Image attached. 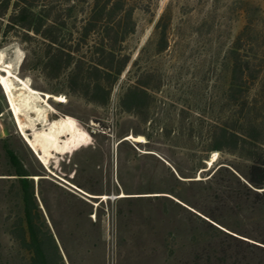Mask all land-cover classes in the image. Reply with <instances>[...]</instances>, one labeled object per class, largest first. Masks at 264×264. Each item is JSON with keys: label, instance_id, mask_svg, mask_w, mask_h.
<instances>
[{"label": "trees", "instance_id": "16d2710c", "mask_svg": "<svg viewBox=\"0 0 264 264\" xmlns=\"http://www.w3.org/2000/svg\"><path fill=\"white\" fill-rule=\"evenodd\" d=\"M153 7L151 0H0V48L6 43L19 46L23 60L18 74L34 90L62 95L68 107L76 99L105 109L122 74L128 67L131 74L138 63L137 57L132 59L135 46L130 43L137 33L135 13H151ZM160 21L161 17L155 24L157 54L168 45L165 29H159ZM244 74L234 58L225 93L231 108L223 118L195 117L185 127L188 139L196 141L203 154L191 161L193 165L186 172L172 161L158 159L159 151L150 146L154 137L164 135V129L153 125L151 118L160 78L142 72L127 80L118 97L120 112L140 117L148 125L146 132L132 131L133 136L145 139V143L134 145L136 149L149 151L142 156L155 157L168 166L172 187L148 189L145 194L156 195L146 198L162 204L160 218L170 216L168 209L173 207L195 224H182L189 240L184 249L186 264H264V90L250 93L251 88L245 85L250 75ZM152 79L157 82L155 87L150 85ZM6 112L0 90V118ZM64 114L81 122L74 113ZM88 122L97 123L91 118ZM126 136L122 135L116 146L118 187L112 184V189L92 191L76 182L79 165L74 162L82 147L90 144L88 133L80 132L75 138L79 150L69 159V182L74 189H66L44 171H30L0 129V231L4 230L0 233V264H88L94 253L85 246L93 242V232L102 231L103 219L98 214L104 209L101 196L123 192L120 151L127 144L123 140ZM27 140L46 162L39 142L35 138L33 142ZM71 147L72 142L69 151ZM94 151L100 152L96 148ZM211 153L218 157L206 170ZM135 154L141 157L140 152ZM225 156L240 163L227 161ZM112 177L113 172L109 183ZM129 199L119 197L117 202ZM108 213L114 221L120 216L112 209Z\"/></svg>", "mask_w": 264, "mask_h": 264}, {"label": "rangeland", "instance_id": "374dc122", "mask_svg": "<svg viewBox=\"0 0 264 264\" xmlns=\"http://www.w3.org/2000/svg\"><path fill=\"white\" fill-rule=\"evenodd\" d=\"M151 1L154 4L151 13H135L137 33L130 43L135 46L132 59L137 57L138 63L131 69L133 71L130 70L131 74L127 73L129 67L122 74L107 108H95L76 99H72L71 107H68L64 96L58 101L51 98L47 101L49 107L39 103L49 113L46 123L44 111L39 114L34 109H25L23 101L27 92L22 90L19 82L11 80L15 103L21 111V129L32 142L34 138L39 142L47 161H40L25 142L8 106L0 118V129L8 135L11 147L30 171L37 174L44 171L59 186L72 188L69 159L79 150L74 141L83 132L88 133L91 141L74 159L79 165L76 182L92 191L112 189V184L118 187L114 168L117 140L124 134L132 135V131L144 132L148 125L143 124L140 117L120 112L117 101L127 80L142 72H150L161 81V88L154 95L156 104L152 107L151 118L153 125L164 129V135L154 137L150 146L159 151L161 156L155 155L158 159L172 161L184 172L191 169L192 160L203 155L200 145L188 139L185 127L189 121L195 117L206 120L212 115L223 118V113L231 108L232 103L226 101L225 93L230 85L234 58L244 69V75H250L251 79L248 78L245 84L251 88L250 93L264 90V0ZM160 17L159 29H165L168 45L157 54L155 24ZM241 33V39L235 45ZM22 60L23 52L18 45L6 43L1 46L0 68L9 65L11 73L19 79H22L18 74ZM153 79L150 85L155 87L157 82ZM22 80L29 83L27 79ZM37 84L41 85V82L37 81ZM34 104L29 102V107ZM65 112L78 115L81 122ZM90 118L97 123L88 122ZM59 121V129L54 135L53 124ZM166 133L171 134L167 136ZM126 143L120 151L123 187L120 194L130 199L117 202L120 196L115 194L107 196L108 202L101 198L104 209L98 214L103 219L102 231L93 232V242L85 246L94 253L88 264H186L184 249L189 240L182 224L189 223L192 227L195 224L173 207L168 209L170 216L160 218L158 213L163 211L162 204L146 198L156 194H145L148 189L172 187L166 170L168 166L166 163L163 166L155 157L142 156L150 154L145 153L149 151L136 149L132 142ZM135 152H140L141 157L137 158ZM214 154L208 156L206 170L216 161L218 156ZM223 159L240 163L229 156ZM44 191L50 195L46 186ZM111 209L120 215L115 221L108 213Z\"/></svg>", "mask_w": 264, "mask_h": 264}, {"label": "bare ground", "instance_id": "6f19581e", "mask_svg": "<svg viewBox=\"0 0 264 264\" xmlns=\"http://www.w3.org/2000/svg\"><path fill=\"white\" fill-rule=\"evenodd\" d=\"M9 65L3 68H0V88L1 91L3 92V95L5 97V100L7 101V106L9 107V111L11 112L12 118L14 120V123L17 126V129L19 130V132L21 133L22 137L24 138L25 142L29 145V147L33 150V152L36 154V156L38 157V159L40 160L41 158L38 156V154L36 153V151L32 148V146L29 144L26 134L23 133L22 129H21V121H20V116H21V111H20V107L15 103V98H14V94H13V90H12V82L11 80H15L17 82H19L24 89L22 90H26L27 95L25 100L23 101V105L25 107L26 110H31L34 109L35 112L39 113L40 111H44V117L43 120L44 122L47 123L46 118L49 115V113H47L44 109L45 107H49L47 101L51 98H53L54 100L58 101V98L63 99V96H52L49 94H45L42 92H39L37 90H34L33 88H31L29 86V83L25 82L22 79H19L17 76H15L14 74L11 73V71L9 70ZM29 82V81H28ZM14 86V85H13ZM23 92V91H22ZM25 94V93H24ZM23 96V94H22ZM25 97V95H24ZM19 99V98H18ZM21 100V99H20ZM38 100V101H37ZM34 102L35 104L31 107H29V102ZM39 103L43 104L45 107L42 108L43 106H40ZM49 110V109H48ZM50 112V111H49ZM42 113V115H43ZM51 113V112H50ZM40 114V113H39ZM34 116V115H33ZM32 116V117H33ZM31 117V116H30ZM29 117V118H30ZM34 118V117H33ZM32 118V119H33ZM38 123V120H37ZM51 122H49L47 125L49 126ZM40 124V122H39ZM59 122H56L53 124V128H54V135L56 134L57 130L59 129ZM36 127V126H35ZM30 131V130H29ZM125 142H132L134 144H143L145 143V139L142 136H133V135H128L123 139ZM213 155L215 156V154L213 153ZM213 156V158H214ZM214 160V159H213ZM212 160V161H213ZM41 161V160H40ZM43 164V163H42ZM51 173V172H50ZM38 178L35 177L34 180H37ZM199 179V178H197ZM74 189V187H72ZM120 197H124V195H119ZM91 197V196H90ZM102 199H107V196H101Z\"/></svg>", "mask_w": 264, "mask_h": 264}, {"label": "water", "instance_id": "95a60500", "mask_svg": "<svg viewBox=\"0 0 264 264\" xmlns=\"http://www.w3.org/2000/svg\"><path fill=\"white\" fill-rule=\"evenodd\" d=\"M119 142H120V141H119ZM119 142L116 143L115 147L117 146V144H118ZM196 180H199V179H196ZM107 199H110V198H107Z\"/></svg>", "mask_w": 264, "mask_h": 264}]
</instances>
